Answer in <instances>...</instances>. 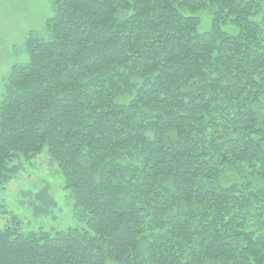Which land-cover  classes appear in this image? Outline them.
Here are the masks:
<instances>
[{
	"label": "trees",
	"instance_id": "1",
	"mask_svg": "<svg viewBox=\"0 0 264 264\" xmlns=\"http://www.w3.org/2000/svg\"><path fill=\"white\" fill-rule=\"evenodd\" d=\"M50 8L3 83L0 187L45 150L86 229L13 216L0 264H264V0Z\"/></svg>",
	"mask_w": 264,
	"mask_h": 264
},
{
	"label": "rangeland",
	"instance_id": "2",
	"mask_svg": "<svg viewBox=\"0 0 264 264\" xmlns=\"http://www.w3.org/2000/svg\"><path fill=\"white\" fill-rule=\"evenodd\" d=\"M50 1L0 0V100L10 68L27 61L23 49L27 33L41 31L45 19L52 15ZM203 19L199 26L201 33L209 28L206 16ZM227 31L234 32L231 28ZM56 169L44 150L13 180L0 187V223H8L15 216L23 232L86 229Z\"/></svg>",
	"mask_w": 264,
	"mask_h": 264
}]
</instances>
